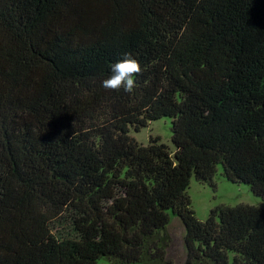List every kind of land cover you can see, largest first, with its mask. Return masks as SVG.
<instances>
[{
    "label": "trees",
    "instance_id": "trees-1",
    "mask_svg": "<svg viewBox=\"0 0 264 264\" xmlns=\"http://www.w3.org/2000/svg\"><path fill=\"white\" fill-rule=\"evenodd\" d=\"M163 117L174 153L130 135ZM219 164L264 199V0H0V264H142L172 216L186 264H264V208H192Z\"/></svg>",
    "mask_w": 264,
    "mask_h": 264
},
{
    "label": "rangeland",
    "instance_id": "rangeland-1",
    "mask_svg": "<svg viewBox=\"0 0 264 264\" xmlns=\"http://www.w3.org/2000/svg\"><path fill=\"white\" fill-rule=\"evenodd\" d=\"M130 135L145 146L149 145L151 137H160V143L168 146L170 152L174 153L175 151L172 142V119L170 117L152 121L139 132L132 129ZM214 182L215 187L209 183L199 181L193 176L190 187L187 190L192 208L199 220L206 221L209 218L210 211L222 205L235 207L245 204L264 208V199L255 195L250 185L234 183L224 176L222 164L217 167ZM56 230L60 235L66 234L64 229L56 228ZM184 234V226L180 219L172 216L169 228L149 240L147 254L143 258L142 264H186L187 255L183 242ZM154 246L159 249L164 248L167 251L166 259L155 256ZM102 263L116 264L118 262L113 259H106Z\"/></svg>",
    "mask_w": 264,
    "mask_h": 264
},
{
    "label": "clouds",
    "instance_id": "clouds-1",
    "mask_svg": "<svg viewBox=\"0 0 264 264\" xmlns=\"http://www.w3.org/2000/svg\"><path fill=\"white\" fill-rule=\"evenodd\" d=\"M140 72L139 63L128 53L122 54V57L112 63L109 69V75L101 81V86L107 90H123L132 93L136 84L134 75Z\"/></svg>",
    "mask_w": 264,
    "mask_h": 264
}]
</instances>
